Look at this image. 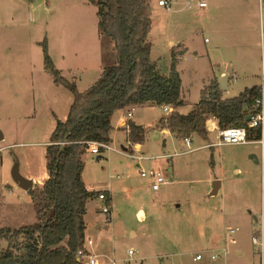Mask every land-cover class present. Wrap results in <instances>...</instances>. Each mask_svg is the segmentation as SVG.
<instances>
[{"label": "rangeland", "instance_id": "obj_1", "mask_svg": "<svg viewBox=\"0 0 264 264\" xmlns=\"http://www.w3.org/2000/svg\"><path fill=\"white\" fill-rule=\"evenodd\" d=\"M158 1L151 0V57L164 74L170 73L172 54L180 57L179 110L190 112L214 71H222L228 63L237 68V79H230L224 97H236L260 82L256 3L206 0L207 6L202 8L198 0H168L172 2L168 10ZM96 13V6L88 0H0V130L4 133L0 140V229L36 221L31 196L14 181L13 167L19 163L20 172H27L25 151L48 140L54 112L63 116L69 97L74 96L56 84L45 68L44 40L56 68L81 92L100 79L105 66L118 61L114 42L98 31ZM256 31L258 39L254 40ZM170 39L175 46L169 45ZM133 113L144 124H153L147 128L141 148L131 143L132 149L124 148H130L126 127L110 141L117 150L94 154L88 149L83 156L88 182L110 181L113 185L112 215L98 214L105 225L100 237L106 242L103 254L120 260L118 264L130 258L129 249L136 251L130 264H261L264 249L261 253L251 237H259L262 229L264 238L262 168L237 174L230 163L232 156L241 154L235 153L237 148L203 146L218 140L215 120L217 129L209 130L207 137L190 135L191 146L186 147L172 133L162 134L168 138L166 145L163 138L155 140L154 127L165 114L163 108L151 103ZM132 154L147 159L138 166ZM97 155L102 158L98 160ZM42 157L41 152L34 153V175L44 169ZM142 167L162 170L171 184L154 190L149 179L141 177ZM221 179L222 188L211 194L214 181ZM236 227L239 231L230 234ZM222 248L227 253L211 259ZM239 248L242 253L237 261ZM197 253L203 255L202 260L194 259Z\"/></svg>", "mask_w": 264, "mask_h": 264}, {"label": "trees", "instance_id": "obj_2", "mask_svg": "<svg viewBox=\"0 0 264 264\" xmlns=\"http://www.w3.org/2000/svg\"><path fill=\"white\" fill-rule=\"evenodd\" d=\"M88 2L96 6L98 31L114 42L118 61L105 66L100 79L81 92L56 68L44 40L45 68L53 74L56 84L74 94V99L66 119L56 117L55 130L46 145L47 179L28 190L36 221L0 229V264H85L77 255L84 246L85 203L89 198H98L99 193L89 191L83 182V156L88 150L86 141L112 140L111 116L115 111L129 104L170 105L173 111L163 115L157 127L169 129L177 139L190 135L207 137L206 122L213 117L221 128L246 126V117L254 111V100L260 94L259 86H254L236 97L224 98L215 77L202 90L192 111L182 113V76L176 61L173 59L170 73L164 74L151 57V0ZM127 125L128 140L140 145L148 129L131 120ZM257 130H248L249 140L260 139ZM106 203H111L110 196Z\"/></svg>", "mask_w": 264, "mask_h": 264}, {"label": "crops", "instance_id": "obj_3", "mask_svg": "<svg viewBox=\"0 0 264 264\" xmlns=\"http://www.w3.org/2000/svg\"><path fill=\"white\" fill-rule=\"evenodd\" d=\"M255 3L258 6V0H252V4H254V6H255ZM202 8H204V7H202ZM258 16H259V12H258ZM259 29H260V27H259ZM260 33H261V29H260V32H259V43L256 45V47L258 48V51H260V61H261ZM257 35H258V33L256 31L255 32V36H254V40L258 39V36ZM169 45L172 46V47L175 46V40L170 39L169 40ZM184 53H185V50L181 51L180 54H184ZM175 54H176V52H174L172 54V57H173L172 58V61L174 59L176 61V64H177L178 63V59H180V57H177ZM228 64L229 65L226 66L225 69H223L222 71H220V72H217V71L215 72L214 71V73H215L214 78L215 77H218V79H219L223 74L226 73L228 67L233 68V73H234L237 68L234 67V66H232L231 63H228ZM260 64H261V62H260ZM177 67H178V64H177ZM260 76H261V73L259 74V78H261ZM230 79H231V77H230ZM259 84H260V82H255L252 85V87H247V88H254V86H258ZM228 87H229V82H228ZM247 88H245V89H247ZM224 98H228V97H224ZM73 99H74V96L73 97H71V96L69 97V100L67 101L66 107L64 109L66 111H65V113H64L63 116H60L56 112H54V116L64 121L66 119L69 111H70L69 108H70V106H71V104L73 102ZM149 104H151V103L129 104V105L123 107L122 109L115 111V113L111 116V124H112V127L114 128V130L112 132V136H113L112 137L113 138L112 141L114 140V137H117L118 138L119 135H120V133L125 132V128L128 126L127 123H128L129 120H131L134 123H136L137 125L143 126L145 128H148L149 126H153V124L151 125L149 123L148 124H144L143 121L141 120V118L140 117H137L136 114L133 113L134 110H137L138 108H141V107L146 106V105H149ZM194 105H193V107H194ZM181 112L184 113L183 111H181ZM129 113H132V115L130 117H129ZM116 114H118V115H116ZM165 114H163V115H165ZM185 114H187V113H185ZM162 116H160V118ZM60 117H62V118H60ZM160 118L156 122V126L154 128L157 131L156 132L157 134H158V132L160 133V139L163 138L167 142V139H168L167 136L166 137H162V134L168 135V134H171V131L169 129H166V128H159V127H157V124L159 123ZM212 124H213V122H212ZM55 125H56V118H55V122L53 124L52 130H51V134L55 130L54 129L55 128ZM50 136H48L49 137L48 140H46V142L43 143V145H40V146H36V145L30 146L25 151V157L27 158L26 159V162L27 163L25 165V168H26L27 172L24 174V176L27 177V178H28V176L33 177L34 178L33 179L34 182L35 183L37 182L40 185H42L44 183L45 179L48 176V170H47V167H46V152H47L46 145L49 142ZM155 140H156V137H155ZM126 141H127L128 144L130 143V141L128 140V135L127 134H126ZM217 141L211 142V143H207L206 145H203V146H212V147H214V146L221 145V144H215V143H217ZM162 144H163V141H162ZM164 145H166V143ZM129 146H130V148H127V147H124V148L126 150L133 148V146H131L130 144H129ZM135 146H136L137 149L141 148L140 145H135ZM227 146L237 148V150L235 152L236 154L237 153H241V154H237V155L232 156V161L230 163L233 165V171L238 174V173H242V171L244 169L245 171L246 170L247 171H251V173H252V169H254L256 167L259 168V166H260V168H262L261 169L262 170L261 171L262 172L261 181H262V176L264 175V162H263V159H264V141L261 142L257 138L256 139L252 138L246 144L227 145ZM36 151L41 152V155L43 156L41 158V160H43V167H44V169L41 171V174H39V175L38 174L34 175V172H37V170L33 169V165H32V163H34V160H35L34 153ZM260 155H261V161L259 159V156ZM144 159H147V157L145 156V158H143L142 160H144ZM141 162L142 161H138L137 165L138 166H141L140 165ZM243 166L246 167V168H244ZM247 174H249V173H247ZM40 175H41V178H39ZM83 175H84L83 182H84L85 186H87V189H88V187H94L95 189H99L100 190V189H106L107 188L106 187L107 184H110L111 185V182L110 181H104L101 184H95L93 182H88L86 180V177H85V171H84ZM222 186H223V181L221 179L220 180V185H219L218 192L222 188ZM112 188H113V185H111V188L109 190L110 197H111V194H112ZM111 200H112V198H111ZM101 203L102 202L98 198H93V199L92 198H89V199L86 200V203H85V205H86V215H85L86 230H85V237L89 236L93 240V243L94 244H93V246H89V248L91 250H94L96 253H98L100 256H102L104 259H106V257H109L110 255L107 256V255L103 254V252H102V250H103V244H105L106 242H105V239L104 238H102V240L100 239L101 232L103 231V229L105 227L104 223L98 217V214L100 212L104 213L103 212V205L104 204L102 203L103 204L102 205ZM112 212L113 211L111 209L110 214L109 213L108 214L106 213V214L107 215H112ZM239 249H241V250L235 251V256H236V260L237 261L239 259L238 258L239 255L242 253V248H239Z\"/></svg>", "mask_w": 264, "mask_h": 264}, {"label": "built area", "instance_id": "obj_4", "mask_svg": "<svg viewBox=\"0 0 264 264\" xmlns=\"http://www.w3.org/2000/svg\"><path fill=\"white\" fill-rule=\"evenodd\" d=\"M159 5L167 8L168 10L172 8V2L168 0H159ZM198 5L200 7H206L207 2L206 0H199ZM258 10H259V16H260V48H261V78H260V84L259 90L260 94L255 98L254 100V111L249 114L250 119L247 121L246 126H236V127H229V128H221L220 125H218V119L215 117L210 118L207 120L206 125L208 126L209 130H212L215 128V125L212 124V120H215L217 123V128L219 129V136L218 141L215 144H228V145H237V144H246L249 142L248 138V130L250 128H258L260 130V141H264V0H258ZM231 78L234 79V81L237 79L236 73L231 74ZM158 107L163 108L166 114H169L173 111V107L170 105H160ZM132 115V113H129V117ZM215 128V129H217ZM127 130L129 133V127L127 126ZM181 142L184 146L190 147L192 142V136H185L181 138ZM88 149L94 153V154H102L105 152V150H117L116 147L111 145L110 142H100V141H86ZM120 152H123L122 150H118ZM101 155H97L96 158ZM134 158H136L138 161H142L145 156L143 155H135L132 154ZM102 156L100 157V159ZM141 177L148 178L150 181V184H152V187L154 190H160L163 185H169L171 184L170 178L161 170L155 169V168H141ZM262 197L264 198V175L262 176ZM106 189H95L94 187H88L89 191H94L99 193L98 199L104 204L103 205V212L104 213H110L111 212V204L106 203V200H108L109 196V190L111 188L110 184H107ZM237 231H239V227L230 229V234H234ZM231 242L235 243L236 239L230 237L229 238ZM253 244L260 246L261 253L264 249V238H263V230L260 229V235L252 236L251 237ZM93 240L91 237L87 236L84 239V246L78 250V257L83 260L85 264H118L119 261L116 260L114 257H106L104 259L102 256H100L98 253H96L94 250H91L89 246H93ZM136 253V251L129 249L128 254L130 255V258L123 261L125 264H130V260L132 259V256ZM227 249L222 248L220 251H218L217 254H212L211 259L216 260L217 257L220 256V254H226ZM202 254L197 253L194 257L195 260H202ZM261 264H264L263 257Z\"/></svg>", "mask_w": 264, "mask_h": 264}, {"label": "water", "instance_id": "obj_5", "mask_svg": "<svg viewBox=\"0 0 264 264\" xmlns=\"http://www.w3.org/2000/svg\"><path fill=\"white\" fill-rule=\"evenodd\" d=\"M232 73H233V68L228 67L226 73L223 74L219 78V85L223 91H226L229 89L228 82L230 80ZM249 119H250V116L248 115L246 117V121H248ZM3 138H4V133L2 132V130H0V140H2ZM159 139H160V133L158 132L156 140H159ZM162 141H163V145H164L166 143V140L163 139ZM12 176H13L14 181L19 185V187H22L26 191H28L30 188H32L35 184V182L32 178H29V177L27 178L20 172L19 163H16L14 165L13 171H12ZM219 185H220V182L214 181L211 194H216L218 192Z\"/></svg>", "mask_w": 264, "mask_h": 264}]
</instances>
